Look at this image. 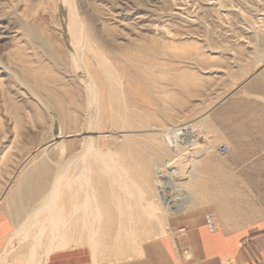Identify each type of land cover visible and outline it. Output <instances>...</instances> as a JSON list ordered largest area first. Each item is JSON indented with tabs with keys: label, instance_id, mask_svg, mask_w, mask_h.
I'll use <instances>...</instances> for the list:
<instances>
[{
	"label": "rangeland",
	"instance_id": "rangeland-1",
	"mask_svg": "<svg viewBox=\"0 0 264 264\" xmlns=\"http://www.w3.org/2000/svg\"><path fill=\"white\" fill-rule=\"evenodd\" d=\"M212 1L66 0L86 56L96 52L121 89L134 92V107L163 131L162 149L149 151L147 164L116 167L118 181L97 188L90 206L98 205L101 216H66L61 167L69 138L79 132L75 105L82 101L51 59L50 51L67 63L73 47L66 24L58 0H0L4 25L17 30L0 31L3 255L41 264L52 252L84 249L92 261L122 264L165 238L177 261L186 262L191 252L178 239L187 229L245 234L264 223V188L258 186L264 173L253 171L264 159V0ZM167 160L176 162V176L160 184L155 179L169 172ZM51 192L56 208L50 203L54 210L46 215L42 203ZM179 195L186 204L181 211L173 207ZM208 214L215 233L206 227Z\"/></svg>",
	"mask_w": 264,
	"mask_h": 264
},
{
	"label": "bare ground",
	"instance_id": "bare-ground-1",
	"mask_svg": "<svg viewBox=\"0 0 264 264\" xmlns=\"http://www.w3.org/2000/svg\"><path fill=\"white\" fill-rule=\"evenodd\" d=\"M203 1L205 5L211 4L210 0ZM214 1L212 3H215ZM58 3L60 14L66 24L67 38L73 48L72 51L66 52L67 63L61 61L59 56L53 51V53L50 51L51 59L54 65L63 72L67 80L73 83L82 99L80 104L75 105L77 112L80 114L79 132L76 138H69L67 160L64 163L65 166L61 167V170H65L67 174L64 195L65 207L64 205L63 207L65 208L66 216H99V206L95 205L93 208L92 205L90 206L91 201H96L98 197L96 194L97 188H103L108 186V183L113 182L117 177V175L115 176L116 167L119 168L120 166L122 169L121 165H124L126 168L129 166L132 170H135L141 164H147L145 161L147 153L151 151L150 153L152 155H156L162 149L160 146L163 144L160 136L163 131L158 127L152 128L153 126H157L155 121L148 118L146 111L143 112L140 108L134 107L132 100L134 92L131 88H129V91L121 89L122 81L119 80L116 82L115 77L113 79L111 78L112 76L109 75L107 64L101 60L96 52L90 51L92 53L90 57L86 56L87 53H84L86 50H83L81 46L83 33L78 28L77 20H75L72 14L70 16L66 12V0H58ZM172 15L180 18V14L178 13ZM16 17L21 22L20 24L25 32L29 35L30 33L25 26L26 24L22 22V18L19 16ZM4 18L0 17V31H4L8 25V23L4 25ZM7 28L10 29V34L17 32L13 28H9L8 26ZM41 45L44 44L41 42ZM88 60H94L95 64H90ZM68 66L69 71L67 69ZM120 95L122 99L119 103L117 99ZM195 149V147H191L187 150L194 152ZM217 149L219 150V148ZM153 162L155 163V169L159 166L158 171L160 165L157 164V160ZM175 166L176 162L167 160L165 169L169 170V172L159 173L155 181L161 184L168 176H176L171 171L173 168L175 169ZM190 170L192 171V169ZM119 172L118 170L117 173ZM58 173L60 174V172ZM131 178L134 179L133 176ZM58 180L60 181V179ZM58 180L56 179V181ZM115 180L118 181V178ZM120 180L123 183L132 181L130 178L127 182L126 179L125 181ZM127 187L129 186L127 185ZM53 189L55 188L53 187ZM53 189L51 190L52 192L55 191ZM52 192L42 203V210L46 215H49L54 210L50 205H53V208L55 207L54 200L57 198L52 196L55 194ZM61 192L62 190L59 193L60 196H57L59 197L58 201L60 200ZM106 198V195H104L103 199L105 200V204L108 203ZM128 198L127 201L130 200ZM175 200L176 202L173 204V207L176 210H184L186 207L185 198L179 195L176 196ZM99 201L102 202L101 199Z\"/></svg>",
	"mask_w": 264,
	"mask_h": 264
},
{
	"label": "crops",
	"instance_id": "crops-1",
	"mask_svg": "<svg viewBox=\"0 0 264 264\" xmlns=\"http://www.w3.org/2000/svg\"><path fill=\"white\" fill-rule=\"evenodd\" d=\"M261 155L264 157V140ZM253 168L255 173H264V159L253 165ZM258 186L264 188L262 183ZM7 235V230L0 234V256L2 257L0 264H23L19 260L3 255ZM178 243L190 250L189 261L178 262L169 240L164 238L146 246L142 258L122 264H264V223H261L258 228L245 231V234L227 231L209 234L201 225L187 229L186 233L179 237ZM41 264L103 263L92 261L86 250L75 249L52 252Z\"/></svg>",
	"mask_w": 264,
	"mask_h": 264
},
{
	"label": "built area",
	"instance_id": "built-area-1",
	"mask_svg": "<svg viewBox=\"0 0 264 264\" xmlns=\"http://www.w3.org/2000/svg\"><path fill=\"white\" fill-rule=\"evenodd\" d=\"M219 151L226 152V149L224 147H221V148H219ZM205 223H206V227L210 233L216 232V229H217L216 228V222H215L214 217L211 214L206 215ZM183 231H184V229H180V230H178V233H181Z\"/></svg>",
	"mask_w": 264,
	"mask_h": 264
}]
</instances>
